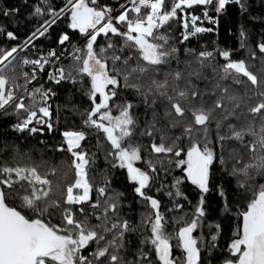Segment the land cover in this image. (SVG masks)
Returning <instances> with one entry per match:
<instances>
[{"label": "snow or ice", "instance_id": "6c2138e0", "mask_svg": "<svg viewBox=\"0 0 264 264\" xmlns=\"http://www.w3.org/2000/svg\"><path fill=\"white\" fill-rule=\"evenodd\" d=\"M233 5L242 19L264 20V0H21L0 7L25 25L23 39L19 29L0 26V116L16 117L4 131L21 140L54 132L63 110L56 105L54 122L58 87L70 84L90 102L83 112L70 109L83 117L80 130L63 131L50 146L40 141V163L10 164V150L32 161L35 149L21 154L14 139L0 138V264H202L200 245L211 256L222 239L220 223L207 225L209 238L193 236L213 196L237 219L221 264H264V184L254 182L264 177V33L251 45L241 24L247 55L240 59L188 43L213 32L203 24L218 26ZM174 24L182 28L177 38ZM57 153L69 157L61 163L70 180L67 172L52 179L54 164L41 171ZM111 170L126 171L132 201L113 187ZM225 176L235 178L233 193ZM185 181L195 187V204ZM133 204L144 209L139 222ZM170 222L181 226L169 231ZM173 240L182 256H174Z\"/></svg>", "mask_w": 264, "mask_h": 264}, {"label": "trees", "instance_id": "16d2710c", "mask_svg": "<svg viewBox=\"0 0 264 264\" xmlns=\"http://www.w3.org/2000/svg\"><path fill=\"white\" fill-rule=\"evenodd\" d=\"M30 3L33 2V0H29ZM54 2H58V0H54ZM101 2H104V0H101ZM108 2H111V0H108ZM21 3V0H0V7H16L19 6ZM254 14H260L256 9L252 10ZM197 14H199V10H197ZM21 23L19 25L14 24L10 18L4 17L2 14H0V26L6 27L8 30H20V36L21 39L24 38V32H25V25L23 23V16L21 17ZM241 24H244L245 30L248 33V43L251 45H254L258 39L259 34L264 33V20H258V21H251L248 20L245 16L243 19L241 18L239 11L236 6H229L226 8V10L220 15L219 17V24L218 26L208 24L205 22L203 24L204 27H212L214 29L213 32L208 33H202L197 38L191 39L188 43L189 46L196 48L197 50L200 49L201 46L206 45L209 50L214 49L215 47L223 48L230 50L232 52L234 59H240L245 58L247 53L245 49L240 48V26ZM182 31V28L179 24H174V27L171 31V35L174 38H177L180 36V33ZM175 42V40L173 41ZM37 44L45 48L47 46V42L41 43L40 41H37ZM0 46H6V40L4 37H0ZM183 47V45H179ZM220 63L223 61L220 60ZM65 65H68L71 63L70 60L66 59L64 61ZM22 82V81H21ZM87 83V81L85 82ZM57 91V97L55 101L52 103V111H53V121L55 122L57 119V113H56V105L59 104L61 108L63 109L60 113V122L59 125L56 126V130L52 133H48L45 131L43 135L40 133H37L35 136H26L25 139L21 140L18 137V134L11 133V132H5L4 130L10 126L13 122H15L16 117L15 116H0V138L7 135L10 139H14L16 143L19 145L20 153L23 154L24 152H27L29 149H35L31 155H32V161H29L27 157L17 156L14 152L11 150L6 153L5 155L8 158V162L10 164H25V163H32L35 161L36 163H40L41 154L40 149L43 147L40 144L41 140H45L48 142L49 146L52 143L59 142L62 139V132L65 130H80L82 128V121L83 117L81 115L74 114L70 109L73 107L78 108L80 112H83L89 108V100L86 96H83L81 91L78 90V88H74L72 85H66L64 87H58L56 89ZM115 114V113H114ZM65 117L68 119L66 120ZM227 132V129L224 130ZM55 138V139H53ZM95 143L94 140L90 138V141L88 142L89 149H92V145ZM51 153H45L44 159H48L51 157ZM69 159L68 155H63L57 153L55 157V161L49 160L48 165H42L41 171H45L48 167L54 166L57 168V174L56 177H52L54 180H58L59 177H61L65 172L68 173V179L70 180L72 178L71 171L67 168L65 164H62L61 161H67ZM2 163V161H0ZM98 165L101 170H104L107 165L105 164L103 160L102 154L100 155L98 159ZM113 173V179H112V185L114 188L122 191L125 193L126 198L128 201H132L134 197L133 192V186L131 182L126 178V171L121 170L119 172H116L115 170H111ZM219 173V170H218ZM176 175H180V170H177ZM217 179L220 180L221 177L218 174ZM101 177L97 175L95 177V182L97 184L100 183ZM171 180V177H169V181ZM225 184L227 187V190L229 193H233L235 191V178L225 176L223 180L221 181ZM256 184H264V177L257 176L255 177ZM182 190L184 193L188 196L189 200L192 201L193 204L196 202V191L195 187L190 184V182L185 181V183L182 186ZM155 195V193H152ZM95 195V193H93ZM163 204H168V198L166 196H161ZM230 199L235 200V196H230ZM210 208L207 217L205 218V226L201 230L200 234L203 235L205 238H209V228L208 224H222L223 232H222V239L219 241L218 249L213 251L212 255L209 256L208 252L206 250L205 244L203 245L202 252H201V260L202 264H207L208 261H211V264H221L220 258L222 256H226V247L230 244L231 239L233 238V232L236 229L237 226V219L234 214L225 216L223 209L221 207V201L218 197L213 196L209 200ZM233 208L239 207V205L233 204ZM184 210L188 212V215L186 219L190 220L192 218L191 209L189 208L188 204H184ZM141 211H144V209L140 208L139 205L133 204L132 208V216L133 219L136 222H139V213ZM169 216L172 214L169 213ZM176 216L183 215V211H179L175 213ZM181 225L175 224L173 222H170L168 225V230L172 231L174 229L179 228ZM147 235V233H145ZM173 245V254L174 256H182V249L177 247V241H172Z\"/></svg>", "mask_w": 264, "mask_h": 264}, {"label": "rangeland", "instance_id": "374dc122", "mask_svg": "<svg viewBox=\"0 0 264 264\" xmlns=\"http://www.w3.org/2000/svg\"><path fill=\"white\" fill-rule=\"evenodd\" d=\"M200 232H201V229L198 228V229L193 233V236H194L195 238H197L198 240H199L200 237L202 236V235L200 234ZM203 245H204V244H201L200 247L202 248Z\"/></svg>", "mask_w": 264, "mask_h": 264}]
</instances>
